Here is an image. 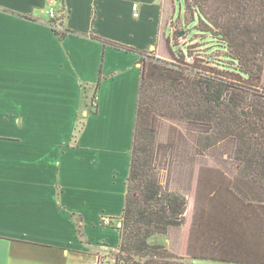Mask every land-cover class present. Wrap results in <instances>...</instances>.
<instances>
[{"label":"crops","instance_id":"1","mask_svg":"<svg viewBox=\"0 0 264 264\" xmlns=\"http://www.w3.org/2000/svg\"><path fill=\"white\" fill-rule=\"evenodd\" d=\"M172 13L174 0H0V264L118 251L141 60L172 56ZM237 163L178 168L166 183L187 197L185 222L153 242L187 264H264V206L242 194Z\"/></svg>","mask_w":264,"mask_h":264},{"label":"trees","instance_id":"2","mask_svg":"<svg viewBox=\"0 0 264 264\" xmlns=\"http://www.w3.org/2000/svg\"><path fill=\"white\" fill-rule=\"evenodd\" d=\"M184 1L186 20L197 18L195 27L223 58L216 60L220 67L212 75L198 71L190 55L173 52L183 65L154 57L143 67L116 264H187L184 256L152 241L182 225L187 208V197L162 184L155 166L158 117L190 112L212 122L218 137L234 141L242 194L264 206V0ZM69 31L57 33L63 38ZM173 32L183 37L174 26ZM95 100L96 95L92 105Z\"/></svg>","mask_w":264,"mask_h":264},{"label":"rangeland","instance_id":"3","mask_svg":"<svg viewBox=\"0 0 264 264\" xmlns=\"http://www.w3.org/2000/svg\"><path fill=\"white\" fill-rule=\"evenodd\" d=\"M185 12V1L174 0V14L172 13L174 29L177 28L180 34H183V37L179 38V34L177 35L173 32L172 42L169 44L170 49L174 54L190 55L191 61L195 62V65H198V71L212 75L216 71L214 68L218 69L220 67V65H217L216 60L223 58V52L216 47H211L209 44L210 40H205V37L208 35L200 32L195 27L197 18L187 21ZM167 52L168 49L165 52L168 58L162 59L171 61L174 64L183 65L184 59H175L174 55L171 56ZM154 57L156 56L151 55L146 58L145 64H142V69L143 67L147 68L148 63L154 61ZM171 68L177 67L171 65ZM194 70L196 71V69ZM190 73L193 74L192 76L196 75L193 72ZM182 115L181 117L174 118L169 116L158 117L155 137V146L157 147L155 166L164 185L168 184L166 181L172 174H178V168L187 167L185 163H189L190 167L194 168V163L198 159L235 157L234 141L232 139L222 140L218 137L216 135V128H213L212 122L203 121L190 112H184ZM116 252L113 251L112 253L115 254ZM136 258L139 259L138 256Z\"/></svg>","mask_w":264,"mask_h":264},{"label":"built area","instance_id":"4","mask_svg":"<svg viewBox=\"0 0 264 264\" xmlns=\"http://www.w3.org/2000/svg\"><path fill=\"white\" fill-rule=\"evenodd\" d=\"M133 12L135 17L139 16L138 5L136 3L133 4ZM47 14L49 15V18L51 20V26L53 27V29L56 32H64L65 27L63 25L61 16L57 10V7L55 5H51L47 9ZM94 105L95 103H93V106ZM101 222L103 225H111L112 218L107 215H102ZM115 223L118 227L121 225L120 221H117ZM92 264H116V259L113 253H110L108 255L97 254L96 259L93 261Z\"/></svg>","mask_w":264,"mask_h":264}]
</instances>
